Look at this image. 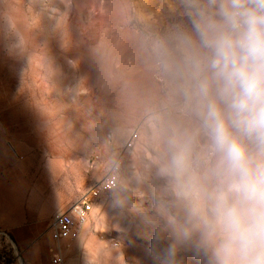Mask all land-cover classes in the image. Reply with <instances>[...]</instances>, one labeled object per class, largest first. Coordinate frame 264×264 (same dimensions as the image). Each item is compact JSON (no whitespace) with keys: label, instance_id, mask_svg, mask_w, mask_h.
I'll use <instances>...</instances> for the list:
<instances>
[{"label":"rangeland","instance_id":"obj_1","mask_svg":"<svg viewBox=\"0 0 264 264\" xmlns=\"http://www.w3.org/2000/svg\"><path fill=\"white\" fill-rule=\"evenodd\" d=\"M172 3L0 0V191L20 197L15 213L31 234L20 246L6 228L16 250L41 247L42 264L56 255L63 264H151V233L117 228L110 192L84 220L74 216L69 235L52 234L56 213L99 185L109 157L125 171L149 150L141 114L162 101L163 84L146 50L170 24Z\"/></svg>","mask_w":264,"mask_h":264},{"label":"clouds","instance_id":"obj_2","mask_svg":"<svg viewBox=\"0 0 264 264\" xmlns=\"http://www.w3.org/2000/svg\"><path fill=\"white\" fill-rule=\"evenodd\" d=\"M170 14L146 50L163 84L141 114L149 150L125 171L105 162L108 211L151 233V264H264V0H173Z\"/></svg>","mask_w":264,"mask_h":264},{"label":"built area","instance_id":"obj_3","mask_svg":"<svg viewBox=\"0 0 264 264\" xmlns=\"http://www.w3.org/2000/svg\"><path fill=\"white\" fill-rule=\"evenodd\" d=\"M105 179V178H104ZM104 179L90 189L89 194L81 201L73 205L72 212L61 211L54 217L55 230L53 238L60 239L72 232L75 218L84 220L93 207V201L98 199L102 193L109 192L104 186ZM15 241L9 230L0 226V264H20V254L15 251ZM49 264H63V258L59 255L53 256Z\"/></svg>","mask_w":264,"mask_h":264},{"label":"crops","instance_id":"obj_4","mask_svg":"<svg viewBox=\"0 0 264 264\" xmlns=\"http://www.w3.org/2000/svg\"><path fill=\"white\" fill-rule=\"evenodd\" d=\"M14 197L15 196L12 194V191H9L8 198L0 191V225L3 228L12 230L14 238L17 239L20 246H23L26 241L31 238V234L24 229L25 218L17 215L21 214L22 209L20 203L18 202L20 201V197L15 198V202L13 203ZM44 215H46L45 212L41 213L39 219L43 220ZM40 248L41 247L38 246L36 249L40 250ZM36 249L35 252H31L26 248L20 247L19 251L16 250V248L15 251L20 254L21 260L25 264H42L45 258H43L41 250L38 253L36 252Z\"/></svg>","mask_w":264,"mask_h":264}]
</instances>
